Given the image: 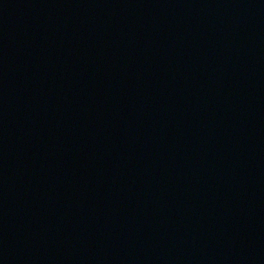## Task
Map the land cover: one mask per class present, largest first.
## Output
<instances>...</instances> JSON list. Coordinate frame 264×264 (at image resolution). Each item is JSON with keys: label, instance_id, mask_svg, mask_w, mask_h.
I'll list each match as a JSON object with an SVG mask.
<instances>
[{"label": "water", "instance_id": "95a60500", "mask_svg": "<svg viewBox=\"0 0 264 264\" xmlns=\"http://www.w3.org/2000/svg\"><path fill=\"white\" fill-rule=\"evenodd\" d=\"M258 1L0 0V264L103 263Z\"/></svg>", "mask_w": 264, "mask_h": 264}]
</instances>
